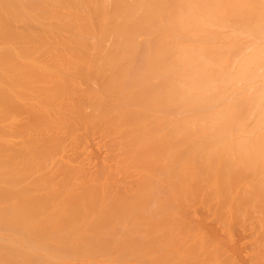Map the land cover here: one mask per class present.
<instances>
[{
  "label": "bare ground",
  "instance_id": "6f19581e",
  "mask_svg": "<svg viewBox=\"0 0 264 264\" xmlns=\"http://www.w3.org/2000/svg\"><path fill=\"white\" fill-rule=\"evenodd\" d=\"M0 264H264V0H0Z\"/></svg>",
  "mask_w": 264,
  "mask_h": 264
},
{
  "label": "rangeland",
  "instance_id": "374dc122",
  "mask_svg": "<svg viewBox=\"0 0 264 264\" xmlns=\"http://www.w3.org/2000/svg\"><path fill=\"white\" fill-rule=\"evenodd\" d=\"M93 143H94L93 145H96V142H93ZM92 148L94 149V148H95V146H94V147H92ZM96 149H97V148H95V150H96ZM97 154H98V153H97ZM98 155H99V154H98ZM98 157H101V156H98ZM245 234H246V233H244V234L242 233V234H241L242 236L240 235V237H239V238H241V237H243V236H246V235L248 236V234H246V235H245ZM247 236H246V242H247V238H248ZM237 238H238V235H237ZM240 240H241V241H240ZM243 240H245V238H244V237H243V239L241 238V239H238L237 241H240V244H241ZM244 242H245V241H244ZM246 242H245V243H246ZM238 243H239V242H238ZM238 243H237V245H238ZM238 246H239V245H238ZM245 246H246V244L244 245V247H245ZM240 247L242 248V247H243V245H242V246L240 245Z\"/></svg>",
  "mask_w": 264,
  "mask_h": 264
}]
</instances>
